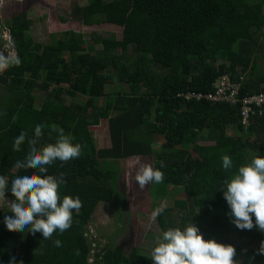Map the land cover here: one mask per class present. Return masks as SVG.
<instances>
[{
    "label": "trees",
    "instance_id": "obj_1",
    "mask_svg": "<svg viewBox=\"0 0 264 264\" xmlns=\"http://www.w3.org/2000/svg\"><path fill=\"white\" fill-rule=\"evenodd\" d=\"M86 1L74 8V19L94 26L96 18H104L123 28L122 40L88 42L82 34L67 31L63 39L41 45L28 35L32 23L26 16L11 26L17 56L0 73L6 90L0 104V176L8 180L6 199H14L10 188L16 176L36 172L13 167L29 152L27 141L21 151H14V138L22 131L31 137L35 126L44 124L39 146L55 143V125L82 146V154L66 163L55 161L47 166V174L63 173L61 200L78 196L82 207L73 210L71 228L62 235L57 230L52 239L27 228L10 232L0 212V264H9L11 256L16 264H90L89 226L99 205L116 197V189L109 186L116 173L101 168L103 159L154 156V169L164 174L158 183L160 199L178 188L193 200L180 199L174 208L164 209L158 216L163 231L183 230L198 212L204 239L228 245L233 223L220 190L241 165L253 156L264 157V115L254 117L247 128L241 103L188 101L182 94L213 92L225 75L240 85L242 99L264 92V0ZM132 47L139 56L129 63L126 55ZM117 81L129 90L109 93L108 87ZM38 89L46 93L40 108ZM67 97L83 101L69 103ZM104 121H109L110 148H99L92 131ZM230 130L236 134L230 135ZM158 137L165 140L162 150L156 147ZM224 155L233 161L229 171L222 166ZM236 232L259 247L264 241V233L255 227ZM56 239L62 247L54 245ZM256 253L246 254L244 264H264V255ZM100 257L101 264H152L151 254L138 248L125 255L120 246L105 247Z\"/></svg>",
    "mask_w": 264,
    "mask_h": 264
},
{
    "label": "clouds",
    "instance_id": "obj_2",
    "mask_svg": "<svg viewBox=\"0 0 264 264\" xmlns=\"http://www.w3.org/2000/svg\"><path fill=\"white\" fill-rule=\"evenodd\" d=\"M7 66L5 58L0 56V70ZM45 127L44 124H37L31 137L22 131L14 138V151H21V145L27 141L29 152L23 161L17 160L13 167L35 169L36 172L16 176L12 180L10 188L14 197L12 201L6 199L8 180L0 176V201L6 203L13 214L6 215L3 220L10 232H23L27 228L33 235L39 232L44 239H52L57 230L62 235L71 228L73 210L78 212L82 202L78 196L75 198L64 196L61 200L59 188L65 182L64 174L61 173L59 177L48 175L47 166L57 160L66 163L79 158L82 146L73 144L72 137L55 125L51 127L52 131L58 134L56 142L39 146ZM222 166L225 171L233 168L230 156H222ZM163 167L164 164L161 162V168ZM163 179V172L154 169L150 164H140L135 175L141 189L152 182L162 183ZM224 186L220 191L223 192L230 208L228 215L232 223L240 230H252L255 227L264 233V157L253 156L249 163L241 165L224 181ZM163 211V207L156 208L151 213L152 220L154 221ZM53 243L56 247H62V241L59 239ZM76 254L79 255L78 250ZM256 254L264 255V241L261 242ZM235 256L234 246L218 243L215 239L205 240L192 221L183 230L179 227L168 228L151 250L152 264H241ZM9 264H16L15 256L10 257ZM20 264H23V261H20Z\"/></svg>",
    "mask_w": 264,
    "mask_h": 264
},
{
    "label": "rangeland",
    "instance_id": "obj_3",
    "mask_svg": "<svg viewBox=\"0 0 264 264\" xmlns=\"http://www.w3.org/2000/svg\"><path fill=\"white\" fill-rule=\"evenodd\" d=\"M42 2V5H33L28 10L27 16L32 23L28 35L36 43L48 45L53 40L63 39V34L67 31L82 34L88 42L98 38L123 39V28L106 23L104 18H96L98 24L94 26H85L80 20L74 19V8L85 5L87 3L86 0H42ZM6 26L1 27V30L8 29L9 23ZM262 41L264 42V38ZM102 47V45H96L95 49L101 51ZM119 54L123 53L119 51ZM138 56L139 54L135 47H132L127 53L126 59L130 60V63L134 62ZM11 63L12 61L7 60L8 66ZM122 85L117 81L108 87V92L110 93L112 90L126 92L129 90L127 85ZM35 93L37 97L36 107L40 108L46 99V93L39 89ZM67 100L69 103L72 100L75 102L83 101V99L74 100L69 97H67ZM105 103L106 100L103 99L101 105ZM116 114L114 113L113 115ZM92 131L99 148L111 147L109 121H104L103 127L93 128ZM229 134H236V132L230 130ZM164 143L165 140L162 137H158L156 147L162 150L161 147L164 146ZM202 143L209 144L204 141ZM155 160L154 156H149L135 157L122 161L107 159L100 161L103 170L116 173L109 183V186L116 189L114 201L112 203H101L89 226L91 235H97L101 239L102 245L100 246H103V248L120 246L123 248L125 255H129L135 248H138L141 253L150 255L158 238L162 237L164 232L158 217L153 221L151 213L158 207H163L164 209L174 208L176 201L180 199L187 200L193 204V200L182 189L172 188L170 196L161 200L160 191H162V188L158 183H149L143 189L139 187L135 180L139 165L150 164L154 168ZM6 208H8V211ZM0 212L4 216L12 215L10 208L3 201H0ZM195 215V220L192 223L199 228L197 221L198 212ZM237 229L233 224V231L229 235L228 245L235 247V259L244 264L246 254L250 251H257L259 245L245 239L240 233L236 232Z\"/></svg>",
    "mask_w": 264,
    "mask_h": 264
},
{
    "label": "built area",
    "instance_id": "obj_4",
    "mask_svg": "<svg viewBox=\"0 0 264 264\" xmlns=\"http://www.w3.org/2000/svg\"><path fill=\"white\" fill-rule=\"evenodd\" d=\"M4 0H0V6H2V2ZM0 43H2L3 47L0 51V54H7L8 59L14 60L17 56L13 45V38L7 28L1 30L0 25ZM214 91L209 93H188L182 94L188 101H192L193 99H203L205 98L207 101L213 104L219 103H229L232 105H236L238 103L242 104V120L244 127L249 128L252 124L254 117L264 115V92L259 94L247 95L243 99L241 96V87L240 85L234 83L231 80L229 75L222 76L215 84ZM88 235L93 241L92 253L90 258V264H101L100 263V254L103 252V246L101 240L97 235H91L90 229ZM102 250V251H101Z\"/></svg>",
    "mask_w": 264,
    "mask_h": 264
},
{
    "label": "flooded vegetation",
    "instance_id": "obj_5",
    "mask_svg": "<svg viewBox=\"0 0 264 264\" xmlns=\"http://www.w3.org/2000/svg\"><path fill=\"white\" fill-rule=\"evenodd\" d=\"M42 0H4L2 2V6H0V25L1 27H7L6 24L9 23V32H11V26L14 24L17 18H21L23 16H28V10L33 5H42ZM2 43H0V51L2 50ZM1 55V54H0ZM5 60L8 59V55L2 54ZM12 61V60H10ZM13 62V61H12ZM2 70H0L1 73ZM5 86L0 84V104H2V98L5 96ZM102 242L101 240H99Z\"/></svg>",
    "mask_w": 264,
    "mask_h": 264
},
{
    "label": "crops",
    "instance_id": "obj_6",
    "mask_svg": "<svg viewBox=\"0 0 264 264\" xmlns=\"http://www.w3.org/2000/svg\"><path fill=\"white\" fill-rule=\"evenodd\" d=\"M120 161H122V160H120Z\"/></svg>",
    "mask_w": 264,
    "mask_h": 264
}]
</instances>
